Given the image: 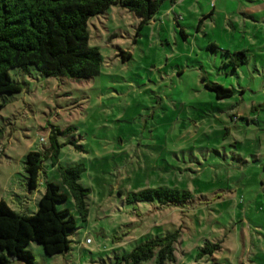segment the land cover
I'll list each match as a JSON object with an SVG mask.
<instances>
[{"label": "rangeland", "instance_id": "374dc122", "mask_svg": "<svg viewBox=\"0 0 264 264\" xmlns=\"http://www.w3.org/2000/svg\"><path fill=\"white\" fill-rule=\"evenodd\" d=\"M240 3L250 6L167 1L142 28L114 5L87 24L101 55L97 76L10 70L22 90L0 96V201L32 215L51 182L67 196L57 208L76 219L68 251L47 256L29 243L34 264H135L124 258L135 247L174 232L175 260L164 264H264V27L255 37L260 29L243 24ZM238 51L248 61L234 69L228 53ZM122 52L131 56L123 60ZM213 83L233 96L216 98L206 88ZM51 135L57 164L44 159L29 191L25 157L49 149ZM77 164L90 190L85 221L58 170ZM157 187L192 198L170 206L127 199ZM207 242L221 248L197 259ZM139 264H158L157 251Z\"/></svg>", "mask_w": 264, "mask_h": 264}, {"label": "trees", "instance_id": "16d2710c", "mask_svg": "<svg viewBox=\"0 0 264 264\" xmlns=\"http://www.w3.org/2000/svg\"><path fill=\"white\" fill-rule=\"evenodd\" d=\"M175 0H0V96L20 93L21 84L10 70L18 68L24 73L36 69L46 77H67L79 80L93 78L100 73L99 49L89 45L88 21L104 14L111 6H120L132 12L140 21L139 27L148 25L165 2ZM202 22V20L200 21ZM234 69L247 63L246 51L228 53ZM131 55L122 52L123 60ZM216 98L233 96V90L219 84H206ZM5 104L0 102V110ZM56 130H52L54 133ZM2 129H0V134ZM51 147L43 153L31 151L25 157L27 188L34 191L40 181L42 162L50 157L57 164L60 145L51 135ZM61 182L73 198L82 220L89 209L86 203L90 190L80 185L83 164L58 167ZM192 198L189 190L169 187L128 192L130 202H155L161 206L187 203ZM66 194L58 185L47 183L34 214L25 215L12 210L0 201V264L22 261L34 264L33 254L26 249L30 242L42 246L45 255L54 256L69 250V236L76 228V219L68 209L57 208L65 202ZM178 233L155 237L135 247L127 256L139 264L152 258L157 251L158 264L174 261ZM221 248L220 243H205L197 259L212 255Z\"/></svg>", "mask_w": 264, "mask_h": 264}, {"label": "crops", "instance_id": "0c3cea01", "mask_svg": "<svg viewBox=\"0 0 264 264\" xmlns=\"http://www.w3.org/2000/svg\"><path fill=\"white\" fill-rule=\"evenodd\" d=\"M247 1L249 2L250 6L246 5V3L244 4L240 3L242 5V9H241L242 14L244 15L243 24L246 25L248 22L251 21L252 26L256 27L257 29H260L261 25H263L264 27V0H247ZM248 10H251V13H249V15L246 14ZM261 32L262 31L260 29L256 32L255 35L254 34L253 35L256 37Z\"/></svg>", "mask_w": 264, "mask_h": 264}]
</instances>
